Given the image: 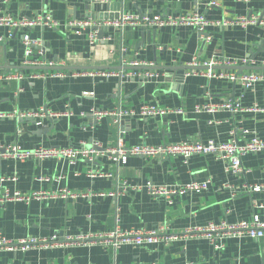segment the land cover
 I'll return each instance as SVG.
<instances>
[{"label":"crops","instance_id":"crops-1","mask_svg":"<svg viewBox=\"0 0 264 264\" xmlns=\"http://www.w3.org/2000/svg\"><path fill=\"white\" fill-rule=\"evenodd\" d=\"M0 0V16L15 21L51 18L46 23L11 30L0 26V73H21L18 82L0 83V112H32L45 109L58 118L46 120L40 128L32 118L0 121V144H19L25 150L38 147H115L121 138L126 147L179 143L229 142L234 135L240 143L259 138L264 141V81L252 89L229 78L180 75V67L198 62L227 60L233 67L218 66L217 73L256 72L264 76V27L248 25L207 27L202 34L191 26L139 28L122 32L102 28L98 42L76 35L66 25L89 14L98 21L122 14L177 17L198 12L210 22L236 17L264 16V0ZM217 3V6H211ZM106 18V19H105ZM90 30H87L89 34ZM24 36L45 43L47 59L60 65L40 70L26 67ZM248 64H244V61ZM132 62L152 67L133 68ZM38 68V69H37ZM176 68V69H174ZM95 70L154 73L142 80L119 77L83 76L66 79L33 77L55 70ZM22 90L19 92V90ZM93 93L94 97L83 96ZM238 101L243 111L198 112L211 104ZM143 105L157 107L165 114L141 116ZM127 113L114 125L110 117L95 121L82 113L91 110ZM67 114V116L65 115ZM70 115V116H69ZM246 132V133H245ZM99 149V148H97ZM244 172L226 171V164L213 155L170 159L131 157L117 165L109 156L95 163L50 158L42 161L3 159L0 163V195L60 194L79 197L11 201L0 205V239L14 244L24 240L49 241L60 245L28 250L0 248V264H264V238L227 239L216 250L204 238L187 237L168 245L159 243L136 247L104 242L80 243L82 236H104L115 231L153 230L164 227L169 235H183L189 229L210 223L230 224L264 221V150L242 158ZM101 174L91 178L89 171ZM13 178L16 180L14 181ZM209 181L208 189L188 192L173 204L153 197L142 188L155 185L178 188ZM127 186L126 192L122 187ZM262 187L252 191L253 187ZM138 189V188H137ZM116 194L115 197L110 194Z\"/></svg>","mask_w":264,"mask_h":264},{"label":"built area","instance_id":"built-area-1","mask_svg":"<svg viewBox=\"0 0 264 264\" xmlns=\"http://www.w3.org/2000/svg\"><path fill=\"white\" fill-rule=\"evenodd\" d=\"M180 1V0H177ZM99 1L94 0V3ZM211 6H217V3H211ZM44 20L46 23L53 26H58L51 18H38L36 20H23L15 21L8 16H0V26H7L11 30L31 28L36 25H43ZM216 25L221 28H230L235 26L247 27L248 25H261L264 27V16H251V17H236L233 19H225L224 21L215 23L210 22L204 15L195 12L190 14H184L177 17H162V16H149L145 14H122L118 19L113 20H103L98 21L89 14L83 19H74L67 23V27L71 29L76 35L82 36L87 35L90 44H95L98 42V33L102 28H114L118 32H122L125 27H139V28H163L166 26H191L195 28L200 34L204 30L211 26ZM87 30H90L89 34ZM23 43L25 46V61L23 63L26 67H38V68H55L60 66L53 61L47 59L46 45L40 40H33L29 36H24ZM244 64H248V61H244ZM237 65L235 62L220 60L211 61L204 64L194 62L189 65L191 70L187 72L189 75H202L207 78H229L238 83H240L246 89L254 88L258 83L264 81V76L256 72L252 73H242V74H225L217 73L215 68L218 66L233 67ZM133 68L142 67H152L153 65H144L138 62H132L130 64ZM83 76H91L97 78L119 77L123 78H134L140 77L143 81L154 77V73H136L132 71H105V70H95V71H81V72H66L62 70H55L52 73H36L33 77L41 78H57L66 79L68 77L78 78ZM24 79L21 73L15 72H4L0 73V83L3 82H18L20 83ZM22 90L20 89L19 92ZM83 96L94 97L93 93H83ZM198 112H206L208 114H214L220 111H229L232 113H239L243 111L242 105L238 101H227L222 104H211L204 108H197ZM253 111H264L259 109L257 106L253 108ZM134 115L133 111L128 113L119 108L116 111L108 112L101 110H91L90 113H82L81 116L87 117L91 116L95 121H99L104 117H110L114 125L120 124L123 115ZM165 114V111L157 107L143 105L140 108L141 116L155 117L157 115ZM67 116V114H65ZM61 115H56L45 109H40L38 111L32 112H14V113H1L0 121L5 119H26L32 118L36 121V125L40 128L46 127V120L58 118ZM70 116V115H69ZM246 133V132H245ZM99 148V149H97ZM264 150V141L259 138H254L250 141L240 143L236 134L229 142L217 143L215 141H208L207 143H179V144H163L159 146H148V145H138L133 147H126L123 140L120 138L117 141L115 147L106 149L105 151L100 150V146L86 147L85 143H82L77 148H45L38 147L31 150L23 149L19 144H0V163L3 159H16L20 161L25 160H45L50 158L67 159L71 163H76L77 161H87L89 163H95V161L100 157L107 155L109 158L119 165L120 163L125 164L127 160L131 157H146V158H159V159H170L172 157H183L188 161L192 156L195 155H213L218 159L222 160L226 164V171L231 172L235 175L242 174L244 168L242 165V158L248 154H256ZM88 175L91 178L101 177V174L91 170ZM15 181L16 179L13 178ZM209 181L204 183H191L189 185L180 186L178 188H169L166 186L155 185L151 182L147 183L144 187H136V190L143 189L148 192L153 197H163L167 199L170 204H173L176 198L185 195L188 192H200L208 189ZM127 186L122 187L123 191L126 192ZM138 188V189H137ZM262 187L256 186L252 188V191H260ZM57 196H62V198L68 197H79L78 194L70 193L64 191L60 194H46V193H33L32 195H23L19 192L14 194L8 191L0 195V205H5L7 202L11 201H26L30 202L33 199H51ZM110 196L115 197L116 194H110ZM250 237L253 239L264 238V221H261L258 217L254 220L242 221L236 224H230L227 221H221L219 223H210L206 227H198L195 229H189L182 236L180 235H169L164 227H158L153 230H134V231H122L118 227L115 231L110 232L104 236H82L76 239V242L80 243H92V242H104L111 245L113 248H117L119 245H133L136 247H142L154 244H165L187 237L194 238H204L210 241L211 245L216 250H221L223 248V242L227 239ZM60 245L56 238L49 241L41 240H24L16 244L7 241L5 239H0V248L5 249H23L28 250L30 248H52ZM119 264V263H115Z\"/></svg>","mask_w":264,"mask_h":264},{"label":"water","instance_id":"water-1","mask_svg":"<svg viewBox=\"0 0 264 264\" xmlns=\"http://www.w3.org/2000/svg\"><path fill=\"white\" fill-rule=\"evenodd\" d=\"M120 17V16H119ZM119 17H115V19H118ZM106 19V18H105ZM38 69V68H37ZM40 70H44V69H47V68H39ZM174 69H176V68H174ZM181 71H180V75H184L185 74V72L186 71H189V70H191V68L190 67H184V68H179ZM84 70H89V69H84Z\"/></svg>","mask_w":264,"mask_h":264}]
</instances>
